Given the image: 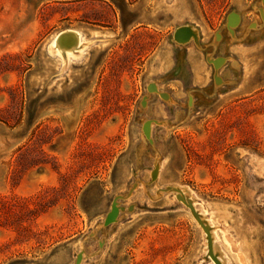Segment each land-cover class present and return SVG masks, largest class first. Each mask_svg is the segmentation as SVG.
Listing matches in <instances>:
<instances>
[{
	"label": "rangeland",
	"instance_id": "1",
	"mask_svg": "<svg viewBox=\"0 0 264 264\" xmlns=\"http://www.w3.org/2000/svg\"><path fill=\"white\" fill-rule=\"evenodd\" d=\"M0 264H264V0H0Z\"/></svg>",
	"mask_w": 264,
	"mask_h": 264
},
{
	"label": "bare ground",
	"instance_id": "2",
	"mask_svg": "<svg viewBox=\"0 0 264 264\" xmlns=\"http://www.w3.org/2000/svg\"><path fill=\"white\" fill-rule=\"evenodd\" d=\"M78 34L79 33H77V31H71L69 33V35L73 38L75 43H78V41H79V35ZM176 34H177V37H179V38H182V37H184V39L192 38L191 36L193 34V29L189 26L181 27V28L177 29Z\"/></svg>",
	"mask_w": 264,
	"mask_h": 264
},
{
	"label": "water",
	"instance_id": "3",
	"mask_svg": "<svg viewBox=\"0 0 264 264\" xmlns=\"http://www.w3.org/2000/svg\"><path fill=\"white\" fill-rule=\"evenodd\" d=\"M187 26V25H186ZM182 27H185V26H182ZM179 28H181V27H179ZM178 28V29H179ZM177 31V30H176ZM175 39H177L178 41H180V42H186V41H188L190 38H188V39H184V37H182V38H179V37H177V34H176V32H175ZM115 211V210H114ZM112 212L110 215H109V217H108V221H110V220H112L113 218H114V215H115V212Z\"/></svg>",
	"mask_w": 264,
	"mask_h": 264
}]
</instances>
